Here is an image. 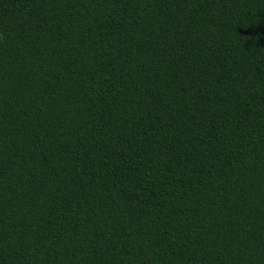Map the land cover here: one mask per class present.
Here are the masks:
<instances>
[{"label": "trees", "instance_id": "trees-1", "mask_svg": "<svg viewBox=\"0 0 264 264\" xmlns=\"http://www.w3.org/2000/svg\"><path fill=\"white\" fill-rule=\"evenodd\" d=\"M0 264H264V0H0Z\"/></svg>", "mask_w": 264, "mask_h": 264}]
</instances>
